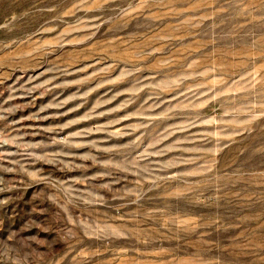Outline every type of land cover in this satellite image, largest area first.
Returning <instances> with one entry per match:
<instances>
[{"label":"rangeland","instance_id":"374dc122","mask_svg":"<svg viewBox=\"0 0 264 264\" xmlns=\"http://www.w3.org/2000/svg\"><path fill=\"white\" fill-rule=\"evenodd\" d=\"M0 264H264V0H0Z\"/></svg>","mask_w":264,"mask_h":264}]
</instances>
